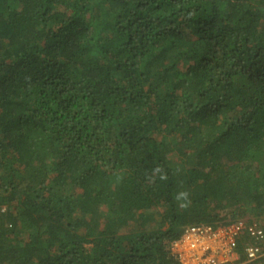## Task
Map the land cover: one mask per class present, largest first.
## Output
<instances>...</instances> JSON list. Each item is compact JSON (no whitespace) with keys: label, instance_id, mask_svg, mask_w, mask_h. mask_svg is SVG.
Wrapping results in <instances>:
<instances>
[{"label":"trees","instance_id":"1","mask_svg":"<svg viewBox=\"0 0 264 264\" xmlns=\"http://www.w3.org/2000/svg\"><path fill=\"white\" fill-rule=\"evenodd\" d=\"M0 204V264L264 226V0H0Z\"/></svg>","mask_w":264,"mask_h":264},{"label":"built area","instance_id":"2","mask_svg":"<svg viewBox=\"0 0 264 264\" xmlns=\"http://www.w3.org/2000/svg\"><path fill=\"white\" fill-rule=\"evenodd\" d=\"M7 206L0 204V215ZM171 252L180 264H244L264 255V226L239 219L224 225L186 226ZM244 255L245 260H241Z\"/></svg>","mask_w":264,"mask_h":264},{"label":"rangeland","instance_id":"3","mask_svg":"<svg viewBox=\"0 0 264 264\" xmlns=\"http://www.w3.org/2000/svg\"><path fill=\"white\" fill-rule=\"evenodd\" d=\"M244 264H246V263H244Z\"/></svg>","mask_w":264,"mask_h":264}]
</instances>
